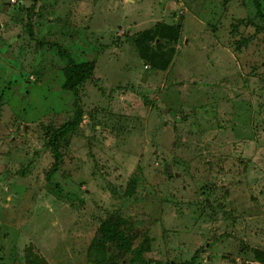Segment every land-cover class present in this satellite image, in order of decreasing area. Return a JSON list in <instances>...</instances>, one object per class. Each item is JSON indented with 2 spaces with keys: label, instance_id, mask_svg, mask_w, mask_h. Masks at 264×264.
Instances as JSON below:
<instances>
[{
  "label": "rangeland",
  "instance_id": "374dc122",
  "mask_svg": "<svg viewBox=\"0 0 264 264\" xmlns=\"http://www.w3.org/2000/svg\"><path fill=\"white\" fill-rule=\"evenodd\" d=\"M157 23L182 25L166 71L135 40ZM261 25L252 0H0V264H97L109 217L152 264H264ZM49 45L94 63L51 181L75 95Z\"/></svg>",
  "mask_w": 264,
  "mask_h": 264
},
{
  "label": "trees",
  "instance_id": "16d2710c",
  "mask_svg": "<svg viewBox=\"0 0 264 264\" xmlns=\"http://www.w3.org/2000/svg\"><path fill=\"white\" fill-rule=\"evenodd\" d=\"M230 0H225L229 2ZM256 9V16L264 20V0H252ZM35 6V4H34ZM246 22V21H244ZM254 25L252 19L247 20L246 26ZM255 26V25H254ZM238 29V27H236ZM33 35L32 24L29 21L28 29ZM182 25H170L167 23H157L153 28L147 29L137 37L136 45L140 51L142 60L149 63L152 68L166 71L173 62L176 54L175 48L166 49L167 44L178 45L181 40ZM264 31V27L257 26L256 34ZM252 37H247L237 41L236 48L241 50L248 46ZM50 48H58L61 57H69V64L65 69L64 88L75 95V111L73 117L63 124L51 135L48 146L52 152L54 163L47 174L48 179L54 178L64 164V154L62 143L67 142L69 137L78 130L83 122L84 112L80 105L79 90L85 83L94 76V63L89 61L76 62L71 55L66 56V50L55 45ZM58 188V184L56 185ZM137 234L127 226L126 222L119 217H109L101 221L96 237L94 238L90 250L98 254L97 264H118L120 260L128 259V264H152V260L146 259V243L135 245ZM257 259L264 257V253L256 251ZM197 260L194 257L191 263Z\"/></svg>",
  "mask_w": 264,
  "mask_h": 264
}]
</instances>
